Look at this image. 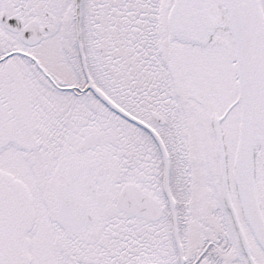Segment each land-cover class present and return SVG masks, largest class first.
<instances>
[{"label":"snow or ice","instance_id":"1","mask_svg":"<svg viewBox=\"0 0 264 264\" xmlns=\"http://www.w3.org/2000/svg\"><path fill=\"white\" fill-rule=\"evenodd\" d=\"M0 264H264V0H0Z\"/></svg>","mask_w":264,"mask_h":264}]
</instances>
